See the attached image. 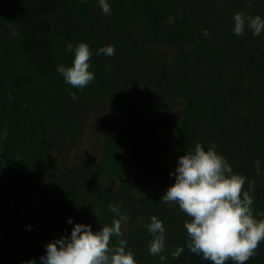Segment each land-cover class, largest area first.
<instances>
[{
    "label": "trees",
    "instance_id": "16d2710c",
    "mask_svg": "<svg viewBox=\"0 0 264 264\" xmlns=\"http://www.w3.org/2000/svg\"><path fill=\"white\" fill-rule=\"evenodd\" d=\"M106 2L109 14L99 0H0V133L8 130L1 152L11 160V167L8 160L0 165V264H41L46 244L70 237L75 224L99 231L121 215L123 235L114 236L111 246L126 240L137 264H211L187 248L184 223L190 218L177 204L160 202L175 182L179 157L197 143L213 148L246 178L254 216L264 219V31H233L234 5L264 19V3L253 1L260 9L254 13L248 0H201L211 10L191 0ZM224 39L237 49L225 50ZM80 42L90 47L95 75L83 89L57 71L74 60L67 45ZM108 45L115 46L114 56L98 54ZM136 74L145 77L146 89L130 78ZM20 102L25 115L17 126L7 112ZM89 118L99 130V157L79 155L58 182L54 178L56 194L45 193L38 210L30 205L37 215L14 228L6 246L2 223L24 186L37 182L31 168L51 164L53 146H74ZM181 134L187 148L180 145ZM152 216L165 227L163 261L149 253ZM180 247L184 251L174 259ZM246 264H264V241Z\"/></svg>",
    "mask_w": 264,
    "mask_h": 264
},
{
    "label": "clouds",
    "instance_id": "9594fccd",
    "mask_svg": "<svg viewBox=\"0 0 264 264\" xmlns=\"http://www.w3.org/2000/svg\"><path fill=\"white\" fill-rule=\"evenodd\" d=\"M252 2L248 0L247 7H251ZM99 4L104 14L110 13L111 8L106 0H99ZM233 19L236 36H243L246 27L254 36L264 31V19L259 15L252 17L236 12ZM173 20V17H169L168 23ZM202 32L205 36L210 35L207 29ZM67 51H74L72 65H60L57 71L67 84L83 89L95 79L94 73L89 71L90 47L80 42L73 48L69 43ZM115 51L114 45H108L99 48L98 54L114 56ZM70 96L77 98L75 93H70ZM256 170L259 173V162ZM171 175H175V182L168 187L160 202L177 204L190 218L185 221L184 227L190 238L187 248L192 254L211 264H227L228 261L246 264L257 254L260 243L264 241V219L254 216L253 198L244 190L246 178L233 173L222 155L213 148L205 150L197 143L194 151L179 157L178 166ZM109 210L117 214L120 211L114 205H109ZM125 219L121 215L111 226L104 225L99 231H93L90 225L75 224L70 237L46 244V254L40 257L41 264H137L134 253L126 251V240L119 239L116 246H111L114 236L123 235L121 228ZM150 219L147 227L153 239L149 253L163 261L166 259L161 255L166 247L165 227L156 216ZM68 222L72 223V220ZM183 251V247L177 248L172 257L178 259ZM27 264L36 262L33 259Z\"/></svg>",
    "mask_w": 264,
    "mask_h": 264
},
{
    "label": "rangeland",
    "instance_id": "374dc122",
    "mask_svg": "<svg viewBox=\"0 0 264 264\" xmlns=\"http://www.w3.org/2000/svg\"><path fill=\"white\" fill-rule=\"evenodd\" d=\"M107 1V0H106ZM131 2L135 1L138 2L139 0H129ZM193 3L202 6L204 9L211 10V5L208 4H203L201 0H191ZM256 1V0H253ZM260 2L264 3V0H260ZM146 3V2H145ZM237 6L234 5V8ZM235 12H239L238 9H234ZM213 9V7H212ZM252 10L254 13H258L260 11L259 6L257 3H252ZM219 33H222L219 31ZM223 47L225 50H236L237 45L236 43L231 40V39H224L223 41ZM133 82H135V85L138 88L141 89H146L147 85L145 84V77H141L140 75H134L130 77ZM92 87V86H90ZM95 88V86H93ZM23 107V103H15L14 105L10 106V112H7V115L12 118H16L17 122L16 125L19 124L20 120H22V115H23V110L21 108ZM30 112V110H28ZM102 111L105 112L107 111L106 105L102 108ZM13 114L15 116H13ZM25 115V113H24ZM18 126V125H17ZM37 131V130H36ZM38 131H43V130H38ZM98 134L99 130L96 129L95 126H93L91 118L88 119V123L85 125L83 134L81 138L78 140V142L66 149V150H58L57 147L53 146L52 147V163L49 164L47 167H41L39 166H34L31 168V173L32 176L34 177V180H38L33 186L32 189L30 190V193L28 195V199L32 200L33 202L31 205L33 206L34 210L37 209L38 205L41 203L42 198L45 193L54 196L56 194V186L55 183L52 181L54 178L55 182L59 181V176L64 174L68 168L72 166V164L77 160V156L82 155V154H90L93 152L95 157H99L101 150L98 149ZM54 136V135H52ZM56 138L59 140L60 137L58 135ZM182 143L180 144L181 147L187 148L188 147V142H187V137L184 134H181ZM176 152V146H173L170 148V150L167 153V160L172 159L173 154ZM53 173L52 175L50 173ZM51 181L53 183H51Z\"/></svg>",
    "mask_w": 264,
    "mask_h": 264
},
{
    "label": "flooded vegetation",
    "instance_id": "af4514ba",
    "mask_svg": "<svg viewBox=\"0 0 264 264\" xmlns=\"http://www.w3.org/2000/svg\"><path fill=\"white\" fill-rule=\"evenodd\" d=\"M7 126H5V130H2V134L0 133V165L4 164L5 161L8 160V166L11 167V160L9 156L3 152H1V144L4 143V136L6 135V132H8ZM38 182V180H37ZM32 189V185L26 184L24 186V190L21 194V200L19 203L14 204L12 211L4 218L2 223V230L1 232L6 235V238L4 239V243L6 246L12 245L13 240L10 238L11 231L21 225L22 221L26 220H32L37 215L38 211L29 212V208L32 200L28 199V195L30 193V190ZM38 210V209H37Z\"/></svg>",
    "mask_w": 264,
    "mask_h": 264
}]
</instances>
